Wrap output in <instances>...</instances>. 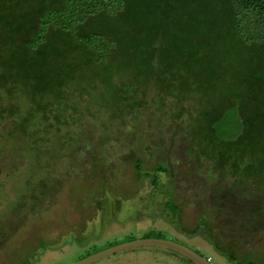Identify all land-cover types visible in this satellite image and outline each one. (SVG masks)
<instances>
[{
	"label": "rangeland",
	"instance_id": "rangeland-1",
	"mask_svg": "<svg viewBox=\"0 0 264 264\" xmlns=\"http://www.w3.org/2000/svg\"><path fill=\"white\" fill-rule=\"evenodd\" d=\"M140 76L125 67L111 80L114 87L130 84V97L139 107L118 101L96 81L82 83V94L72 90L65 110L47 102L46 110L38 111L0 84V264H69L90 244L106 248L105 241L75 242L68 234L80 220L103 217L85 202L95 198L107 199V211L115 199L127 209L116 214L124 223L113 219L100 238L114 236L110 244L159 228L145 236L186 245L213 264H264V169L237 178L225 147L222 166L201 133L206 123L192 122L197 103L171 90L175 81L166 80L171 75L160 84L155 70ZM137 158L143 172L163 163L166 182L154 191L141 189L150 179L137 176ZM167 199L174 200L178 212L161 214V201ZM130 205L137 208L136 217L141 215L138 221L128 213ZM159 212L162 216L152 222ZM204 213L226 253L216 248L208 226L199 224ZM116 263L194 264L155 245L124 249L91 264Z\"/></svg>",
	"mask_w": 264,
	"mask_h": 264
},
{
	"label": "trees",
	"instance_id": "trees-1",
	"mask_svg": "<svg viewBox=\"0 0 264 264\" xmlns=\"http://www.w3.org/2000/svg\"><path fill=\"white\" fill-rule=\"evenodd\" d=\"M125 67L140 77L155 70L159 84L171 75V90L197 103L192 122L206 123L201 133L222 166L225 147L237 178L264 169V0H0V84L33 110L56 102L63 111L69 93L96 81L139 107L130 84H111ZM163 165L143 172L136 159L153 188L141 189L166 182ZM161 203L178 212L174 200ZM206 219L199 224L226 253Z\"/></svg>",
	"mask_w": 264,
	"mask_h": 264
},
{
	"label": "flooded vegetation",
	"instance_id": "flooded-vegetation-1",
	"mask_svg": "<svg viewBox=\"0 0 264 264\" xmlns=\"http://www.w3.org/2000/svg\"><path fill=\"white\" fill-rule=\"evenodd\" d=\"M143 187H147V188H149V189H153L152 188V185L151 184H149V185H147V184H144L141 188H143ZM137 194V193H136ZM95 195V194H94ZM97 195V194H96ZM102 197L104 196V195H101ZM99 198H95V199H93V201L92 200H87V201H85L87 204H89V205H93L94 207H95V210H96V213H97V211H98V215H102L103 217H101L100 219L98 218V217H96V218H91V219H86L85 221H84V219L83 220H80V223L79 224H76L75 226H72V228L69 230V232H68V234H71L72 235V239H75V242H81L83 239H89V238H96V239H99V241H105V243L106 244H108V246H106V247H109V246H111V245H114V244H117V242H114V243H112V244H110V243H108V240H110V239H113L114 238V236L113 237H111V238H109V239H106V240H100V238H101V236L103 235H105V233H107V226L108 225H110V222L113 220V219H115V221H116V223H124V222H122V218H120V217H118V215H116V214H120V213H122L123 211L124 212H126V210H124V209H122V208H119V206H118V202H117V200L115 199V203H114V208L113 209H109V211H107L106 209H105V207H103V206H107L106 204H105V202H106V200L107 199H101V200H99V201H97ZM91 201H92V204H91ZM101 205V206H100ZM118 207H117V206ZM100 207V208H99ZM130 208H133V209H130L129 210V212L128 213H130L131 215L133 214L134 216H135V212H136V210H137V208L135 207V206H133V205H130ZM140 209V211H141V208H139ZM103 210H105V212H103ZM149 211V209H147L146 210V213ZM160 212H161V214L164 212V208H163V210H160ZM160 212H159V216H156L154 219L152 218L151 219V221L153 222V221H157L159 218L158 217H160V216H162V215H160ZM143 213V212H142ZM145 213V214H146ZM104 214H105V216H104ZM149 214V213H148ZM145 217V216H144ZM137 219V221L139 220V218H141V215H140V217L138 216V217H133L132 219H134L135 221H136V219ZM126 222V221H125ZM155 231H160V229L159 228H155V229H153V230H148V231H146L145 233H144V236H141V237H139V238H158V237H151V236H145L146 234L147 235H150L151 233H154ZM92 233V236H90V234ZM88 234V235H87ZM131 235H127L126 237H127V241L128 240H132V239H134L133 237H130ZM137 238V237H136ZM99 241H97V242H99ZM96 244V243H95ZM95 244H90V245H88L86 248H84L83 249V251L82 252H84L83 254H82V256L81 257H78V258H76L75 260H77V259H81V258H83V257H85V256H87V255H89V254H91V253H94V252H96V251H99V250H101V249H104V248H97V247H95L96 245ZM160 247V246H159ZM97 248V249H96ZM133 248V247H132ZM164 248V247H163ZM166 249H168V248H166ZM169 250V249H168ZM171 250V249H170ZM120 252V251H119ZM171 252H172V254L174 255V256H178V254L179 255H181V256H183L182 254H180V253H177V252H175V251H173V250H171ZM197 252V251H196ZM198 253V252H197ZM200 254V253H199ZM201 255V254H200ZM203 256V255H202ZM186 260H189L188 258H186L185 256H183ZM205 258H207L208 259V257H205ZM209 261H211V259L209 260ZM189 262H192V261H190L189 260ZM31 264V263H30ZM117 264V263H116Z\"/></svg>",
	"mask_w": 264,
	"mask_h": 264
},
{
	"label": "water",
	"instance_id": "water-1",
	"mask_svg": "<svg viewBox=\"0 0 264 264\" xmlns=\"http://www.w3.org/2000/svg\"><path fill=\"white\" fill-rule=\"evenodd\" d=\"M141 245H155L164 248L171 249L177 253L182 254L194 264H213L204 256L197 253L195 250L189 248L186 245L180 244L178 242H174L169 239H162V238H137L128 241H124L121 243H117L91 253L81 259L75 260L69 264H91L101 258L114 254L116 252L122 251L124 249L141 246Z\"/></svg>",
	"mask_w": 264,
	"mask_h": 264
},
{
	"label": "built area",
	"instance_id": "built-area-1",
	"mask_svg": "<svg viewBox=\"0 0 264 264\" xmlns=\"http://www.w3.org/2000/svg\"><path fill=\"white\" fill-rule=\"evenodd\" d=\"M208 260H210V257H208Z\"/></svg>",
	"mask_w": 264,
	"mask_h": 264
}]
</instances>
